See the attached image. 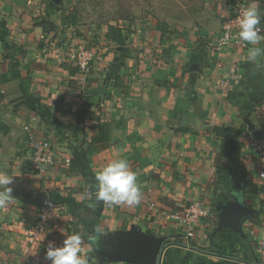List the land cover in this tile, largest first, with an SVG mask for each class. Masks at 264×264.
I'll return each instance as SVG.
<instances>
[{
    "label": "crops",
    "instance_id": "crops-1",
    "mask_svg": "<svg viewBox=\"0 0 264 264\" xmlns=\"http://www.w3.org/2000/svg\"><path fill=\"white\" fill-rule=\"evenodd\" d=\"M176 2L171 13L164 5L173 2L162 3L155 11L168 19L157 14L145 24L138 21L137 34L126 46L109 36L99 46L97 32L70 24L61 9L50 7L49 0H0V20L6 21L9 37L27 48L23 59L33 61L30 94L50 111L43 117L29 96L26 104L0 111V172L14 175L13 201L0 210V264H51L46 258L49 242L62 245L74 228L85 236L89 264H100L87 239L96 225L108 232L99 241L102 246H110L117 230L133 225L165 242L180 239L181 229L168 214L196 199L208 204L212 216L197 226L191 243L222 257L171 246L163 264L225 260L264 264V216L260 223H253V216L243 221L230 252L221 253L215 238L218 207L223 203L240 197L250 207L264 209V188L251 180L246 136L252 130L246 120L254 128L257 120L264 119V58L257 68L247 60L251 45L244 50L215 45L231 0ZM255 2L264 14V0ZM32 17L38 19L31 23ZM41 39L51 45L57 42L45 57L36 51ZM200 39L206 44L199 63H192L193 53L201 51ZM87 46L96 56L93 71L82 74L69 60ZM258 46L264 48V41ZM0 59L11 58L1 51ZM18 59L22 63V57ZM114 59L113 74L97 65ZM63 63L77 73L71 74ZM11 69L8 63L0 64V74L11 76L6 82L0 80L2 105L23 96L20 78H13ZM17 72L24 77L27 71ZM96 86H105V92L90 93ZM31 109L35 110L32 118ZM30 133L50 142L51 162L43 171L34 161ZM118 158H126L137 174L144 193L141 203L106 206L98 202L85 208V198L93 197L94 202L95 173ZM71 160L81 165L80 171L70 169ZM241 170L243 179L235 177ZM41 192L47 193L50 206L35 202ZM257 199L261 201L252 206L250 201ZM44 210L48 225L39 236H27Z\"/></svg>",
    "mask_w": 264,
    "mask_h": 264
},
{
    "label": "clouds",
    "instance_id": "clouds-1",
    "mask_svg": "<svg viewBox=\"0 0 264 264\" xmlns=\"http://www.w3.org/2000/svg\"><path fill=\"white\" fill-rule=\"evenodd\" d=\"M264 19L255 0H252L241 11L238 23V38L247 42L251 47L248 49L247 60L255 64L257 68L262 66L261 58H264V48L258 45L264 41L259 25ZM14 175L0 172V210H4L12 203ZM96 191L94 202L88 207H95V203L102 202L106 206L114 205H139L143 199L142 185L137 180V174L131 170L126 158L111 160L95 173ZM91 199V198H89ZM108 234L100 225H96L88 233L87 239L90 244L98 247L99 241ZM91 250V249H90ZM46 258L51 264H89V258L84 254L83 237L79 232L67 235L62 245L49 242Z\"/></svg>",
    "mask_w": 264,
    "mask_h": 264
},
{
    "label": "rangeland",
    "instance_id": "rangeland-1",
    "mask_svg": "<svg viewBox=\"0 0 264 264\" xmlns=\"http://www.w3.org/2000/svg\"><path fill=\"white\" fill-rule=\"evenodd\" d=\"M51 2L50 7L56 8L54 5H62L60 13L65 18L68 16L70 18V24H75L82 27H88V31H94L97 32L98 40L97 44L101 46V41L105 39L106 36H112V38H117L120 34H122L121 44L122 46H126L127 43H129V39L131 38V41L134 39V35L137 34V22L140 21L141 24H145L148 21H151L154 16H156L159 13H155V11L160 10L162 3L168 2V3H174V5H164L166 10H169V13L174 11L176 7V0H164V2L160 0H61L59 4L54 3V0H49ZM54 4V5H53ZM168 7V8H167ZM164 8V7H163ZM60 10V8H59ZM165 10V9H164ZM136 11L138 12L136 14ZM161 16L160 14L157 15ZM162 18H167L165 16H161ZM170 20L172 19V16H169ZM34 19H38V17H32L31 23L34 22ZM223 23V22H222ZM49 23L48 27L50 29H54L55 25H52ZM113 26L115 29L111 30L110 27ZM85 30V29H84ZM110 30V31H109ZM76 31L83 33L82 29H77ZM87 32V31H86ZM106 32V33H105ZM214 37V36H213ZM211 39V38H210ZM112 41H115V39H111ZM143 40V39H142ZM38 50L37 52L40 53L42 57H45L47 53H49V49H51L53 46L56 48L57 42L53 40V45L49 42L43 41V39L38 40ZM59 44V43H58ZM115 48H118L119 45H115ZM54 48V49H55ZM102 48V47H101ZM1 52V49H0ZM31 58L28 57V59ZM23 59V58H22ZM30 60V59H29ZM25 61L23 59L21 65H24L23 67L19 66L18 68L20 70L30 71V73H33L32 71V64L33 61ZM99 65H102V69H108V74L111 72L113 74L114 67L112 66V62H115L114 60H109V63L107 62H100L98 61ZM6 64L8 63L11 68L13 67L14 60L9 59L6 62V59L2 62L0 59V64ZM16 69L15 72L19 71V69ZM14 70V69H13ZM109 78V76H108ZM33 79V76H32ZM111 79V78H110ZM106 80V79H105ZM109 80V79H108ZM4 94L1 92L0 87V111L4 110H10L12 111L13 108H17L18 106H21L23 104H26V97L24 100H21L22 97L19 98H13L9 100V103L5 102V105H2V102L4 100ZM17 102V103H16ZM15 103V104H13ZM9 105L11 106V109L9 108ZM5 106V107H4ZM8 107V108H6ZM35 111L33 109L30 110L29 116L32 118V112ZM252 119V116H251ZM251 133L254 135H264V119L261 118L260 120H257L255 122V127L252 128ZM248 136L247 142L250 141V135ZM243 171V170H241ZM239 173H235V177H240L241 179L245 178L243 175L244 171ZM240 175V176H239ZM233 180V179H231ZM249 185H252L248 182ZM225 196L224 198H226ZM238 199H241L238 197ZM260 199H257L255 202H251V205L258 204ZM246 202V201H245ZM109 245H112V241H109ZM163 264V261H162Z\"/></svg>",
    "mask_w": 264,
    "mask_h": 264
},
{
    "label": "built area",
    "instance_id": "built-area-1",
    "mask_svg": "<svg viewBox=\"0 0 264 264\" xmlns=\"http://www.w3.org/2000/svg\"><path fill=\"white\" fill-rule=\"evenodd\" d=\"M249 0H231L230 12L224 18L221 30L216 38L215 45L218 48L230 47L233 49H248L249 44L238 38V23L241 11L246 8L249 4ZM260 32H263V27L260 24ZM96 51L90 47H81L77 53L73 56L71 64L76 67L82 74H90L93 71V62L95 60ZM250 141L249 147L251 155L247 158L249 162V170L251 180L259 184L261 189L264 188V135H254L249 132ZM30 138L33 140V146L35 148L34 161L37 165V169L43 171L47 163H50L51 151L50 142L47 139H37L34 133H30ZM70 162V159H67ZM212 216V211L208 204L201 199H196L189 202L182 209L171 210L168 214L169 219L177 224L181 229L180 239L173 241H167L166 244H170L167 249L171 246H178L181 248L191 249L203 254L212 255L218 254L217 252L203 250L191 243V240L195 237L197 226L205 219ZM48 213L44 210L40 216L39 221L34 228L26 232L27 236L37 237L48 225ZM264 247V242H262ZM166 249V250H167ZM198 249V250H196ZM165 250V251H166ZM219 255V254H218ZM215 256V255H213ZM247 264H255L246 261Z\"/></svg>",
    "mask_w": 264,
    "mask_h": 264
},
{
    "label": "water",
    "instance_id": "water-1",
    "mask_svg": "<svg viewBox=\"0 0 264 264\" xmlns=\"http://www.w3.org/2000/svg\"><path fill=\"white\" fill-rule=\"evenodd\" d=\"M60 1L54 0V3L59 4ZM104 92L105 86H96L90 90L92 94H103ZM246 121L252 129L253 124L251 121ZM35 202L44 207L50 206L48 195L45 192H41ZM218 210L219 216L216 231L227 228L235 233H242L243 221L246 218L259 213L257 209L247 205L244 199L223 203L218 207ZM112 240V245L102 246L98 238V247L96 248L93 245V249L100 259V264L117 262L128 264H162L165 250L170 245L166 244L163 237L149 234L135 225L129 229L117 230L113 234ZM210 254L222 257L218 254Z\"/></svg>",
    "mask_w": 264,
    "mask_h": 264
},
{
    "label": "trees",
    "instance_id": "trees-1",
    "mask_svg": "<svg viewBox=\"0 0 264 264\" xmlns=\"http://www.w3.org/2000/svg\"><path fill=\"white\" fill-rule=\"evenodd\" d=\"M62 5H54V6L56 8L61 9V7H63ZM66 20H67V22H70V18L68 16L66 17ZM261 22L264 23V19H262ZM110 29L114 30L115 28L113 26H111ZM0 35L2 38V44L0 46L1 51L6 58H11L14 60L13 69L16 70L20 66V61H19L18 57H22V58L26 57L28 54L27 48H25V46L23 44H19L9 37L8 27H7L5 20H0ZM121 37H122V34H120L117 38H114V37L112 38V36L110 38L115 39V40L120 42L122 39ZM205 44H206L205 39L199 40V44L197 45V47L201 51H195L193 53L192 59H191L192 63H199L197 61L198 60L197 58L198 57L201 58V55H202L201 53L203 52L202 48L204 47ZM62 67L64 69H67L71 74L77 73V70L75 68H73L70 64L63 63ZM15 70L11 69L10 71H14V73L12 74L13 78H20V87H21V90L23 92V96L24 97L29 96L32 99L33 103L36 105V108L38 110H40L41 115L43 117L48 116L50 114V111L48 110V108L41 106L40 100L31 96V94H30L31 78H32L30 71H27L26 76L23 77L20 73L15 72ZM10 77L11 76L8 75V73L0 74V80L2 82H6ZM70 169L71 170L79 169V171H80L81 165L76 164L73 160H71ZM249 183L253 184L252 182H249ZM89 198H91V199H89ZM89 198L84 199V205L83 206L85 208H90V207H88V205L90 202H93V197H89ZM258 212H259L258 214H255L252 218H250V220L253 223H260V217L264 216V209L263 208H260L258 210ZM214 231H215V229H214ZM74 232L80 233L79 228H74L73 233ZM234 235H235V232H233L232 230L227 229V228L220 229L215 233V238L220 242L221 253H226L228 251L229 252L232 251V249L235 246ZM82 237L85 239V236L82 235ZM242 246L243 245L241 244V247ZM114 264H124V263H114ZM126 264H128V263H126ZM219 264H240V263L225 260V261H220Z\"/></svg>",
    "mask_w": 264,
    "mask_h": 264
}]
</instances>
